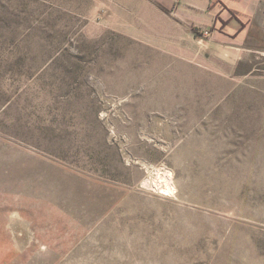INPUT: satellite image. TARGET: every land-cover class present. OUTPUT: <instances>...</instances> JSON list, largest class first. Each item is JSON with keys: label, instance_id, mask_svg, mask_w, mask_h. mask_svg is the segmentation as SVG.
Segmentation results:
<instances>
[{"label": "rangeland", "instance_id": "1", "mask_svg": "<svg viewBox=\"0 0 264 264\" xmlns=\"http://www.w3.org/2000/svg\"><path fill=\"white\" fill-rule=\"evenodd\" d=\"M120 7L0 0V264H264V63Z\"/></svg>", "mask_w": 264, "mask_h": 264}, {"label": "crops", "instance_id": "2", "mask_svg": "<svg viewBox=\"0 0 264 264\" xmlns=\"http://www.w3.org/2000/svg\"><path fill=\"white\" fill-rule=\"evenodd\" d=\"M120 6L115 14L127 8L130 15H149L151 28L163 37L172 20L184 30L199 29L210 46V60L231 70L253 59L264 63V0H120Z\"/></svg>", "mask_w": 264, "mask_h": 264}, {"label": "trees", "instance_id": "3", "mask_svg": "<svg viewBox=\"0 0 264 264\" xmlns=\"http://www.w3.org/2000/svg\"><path fill=\"white\" fill-rule=\"evenodd\" d=\"M195 29V28H194ZM196 30V29H195Z\"/></svg>", "mask_w": 264, "mask_h": 264}]
</instances>
